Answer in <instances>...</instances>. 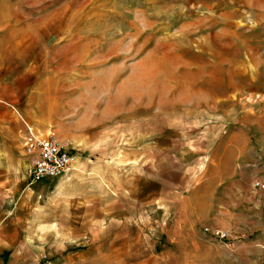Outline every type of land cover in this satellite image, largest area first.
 Returning a JSON list of instances; mask_svg holds the SVG:
<instances>
[{"label": "rangeland", "instance_id": "1", "mask_svg": "<svg viewBox=\"0 0 264 264\" xmlns=\"http://www.w3.org/2000/svg\"><path fill=\"white\" fill-rule=\"evenodd\" d=\"M0 75L24 119L77 155L64 185L34 191L61 229L38 243L42 264L98 251L97 223L83 238L62 201L85 193L144 215L121 233L133 252L184 226L264 264L248 245L264 246V0H0ZM141 176L165 201L133 200Z\"/></svg>", "mask_w": 264, "mask_h": 264}, {"label": "crops", "instance_id": "2", "mask_svg": "<svg viewBox=\"0 0 264 264\" xmlns=\"http://www.w3.org/2000/svg\"><path fill=\"white\" fill-rule=\"evenodd\" d=\"M10 80L9 75H0V264H42L40 257L43 254H39L38 251L43 253L44 245L39 247L38 243L44 242L45 234H53L54 239L58 241L61 229L57 220L45 225V214L34 196V191H43L46 186L58 190L66 183L64 180L67 178L30 182L28 175L26 176L32 161L25 152L26 137L29 132L39 136L48 132L43 124L28 123L22 115L24 112L16 109L13 84ZM40 115H43L42 112ZM134 184L130 185L131 188ZM134 188H137V191L133 200L139 202L141 206L157 205L159 201H165L162 185L153 177L141 176ZM62 197H65L62 201L68 202L69 224H76L77 219L80 218L78 229L80 233L85 234L83 236L85 238L88 232L93 233L95 228L93 224L97 223L98 228H95V232L100 234L99 238L102 241L95 254H92L90 247L86 248L87 242H85L69 247L71 251H67L68 255L64 257L55 256L53 264H236L237 262L235 245L222 244L211 235L202 233L200 235L193 227L186 229L184 226L179 227L178 232H171V227L166 229L165 240L155 239L147 248L140 246L136 252H133L131 243L134 238L131 236L122 238L121 233L127 228L132 229L129 221L133 220H135L134 225L140 229L141 225L138 221H141L139 218L144 217L143 214L134 216L135 214L130 213L125 217V206L117 204L119 199L108 200L102 194H62ZM33 217L37 219L30 221ZM188 229L192 230L187 231ZM154 231L149 233L152 232V235L156 236ZM77 232L78 230H72V236L73 234L76 236ZM65 235L71 236L70 227ZM150 238L148 239L151 240ZM136 240L140 238L137 237ZM248 245L252 251L254 248L264 251V246L259 243ZM61 247L65 248L64 246L57 248Z\"/></svg>", "mask_w": 264, "mask_h": 264}, {"label": "built area", "instance_id": "3", "mask_svg": "<svg viewBox=\"0 0 264 264\" xmlns=\"http://www.w3.org/2000/svg\"><path fill=\"white\" fill-rule=\"evenodd\" d=\"M25 152L32 158L28 169L30 182L62 177L77 160L75 152L62 146L51 133L39 136L29 132L25 140ZM255 186L264 189L261 182H256ZM215 236L225 241L228 239L227 232L218 231Z\"/></svg>", "mask_w": 264, "mask_h": 264}]
</instances>
